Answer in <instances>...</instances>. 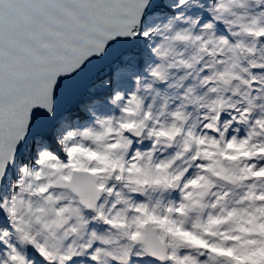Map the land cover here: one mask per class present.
Segmentation results:
<instances>
[{
  "label": "snow or ice",
  "instance_id": "snow-or-ice-1",
  "mask_svg": "<svg viewBox=\"0 0 264 264\" xmlns=\"http://www.w3.org/2000/svg\"><path fill=\"white\" fill-rule=\"evenodd\" d=\"M0 264H264V0H0Z\"/></svg>",
  "mask_w": 264,
  "mask_h": 264
}]
</instances>
